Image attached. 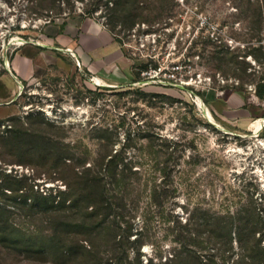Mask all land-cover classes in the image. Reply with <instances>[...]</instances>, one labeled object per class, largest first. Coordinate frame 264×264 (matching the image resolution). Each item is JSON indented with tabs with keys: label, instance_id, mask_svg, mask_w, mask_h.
I'll use <instances>...</instances> for the list:
<instances>
[{
	"label": "rangeland",
	"instance_id": "374dc122",
	"mask_svg": "<svg viewBox=\"0 0 264 264\" xmlns=\"http://www.w3.org/2000/svg\"><path fill=\"white\" fill-rule=\"evenodd\" d=\"M172 2L170 14L129 24L116 20L113 0H0V84L11 92L0 97V135L18 122L9 118L16 115L22 122L31 120L36 130L53 123L70 151L86 148L87 164L106 139L114 149L125 148L140 177L130 239L145 235L139 254L144 263L170 255L171 229L190 214L233 210L245 190L264 191V121L251 125L264 117V99L255 95L254 83L240 78L244 68L251 72L259 66L264 24L258 26L247 0ZM77 14L95 17L116 33L132 63L131 79L117 83L103 77L105 82L97 83L96 74L74 56L56 53L34 77L18 81L10 71L15 49L23 40L41 39L51 22ZM150 149L171 152L166 177L154 169ZM37 155L0 141L6 172L29 175V183L43 192L65 189L61 178H51L37 165ZM154 181H165L157 202L148 194ZM11 207L15 221L26 226L38 221ZM132 245L122 264L137 257ZM1 260L53 264L19 252Z\"/></svg>",
	"mask_w": 264,
	"mask_h": 264
},
{
	"label": "trees",
	"instance_id": "16d2710c",
	"mask_svg": "<svg viewBox=\"0 0 264 264\" xmlns=\"http://www.w3.org/2000/svg\"><path fill=\"white\" fill-rule=\"evenodd\" d=\"M247 3L262 27L264 0ZM173 7L172 0H113L111 8L117 13L116 20L133 24L168 15ZM262 47L261 43L258 50ZM256 60L258 68L251 72L244 68L240 78L242 83H254L255 95L264 99V54ZM9 118L18 122L6 133L1 132L0 141L23 151L34 149L37 165L51 178H61L65 189L55 193L34 189L29 175H12L0 164V264L15 252L25 259L45 258L53 264H122L123 254L128 255L134 243L137 257L129 264H264V191L257 194V186L241 193L240 203L233 210L190 214L185 223L171 229L174 245L170 255L163 261L151 257L144 263L139 254L145 235L130 239L140 198L136 191L140 177L125 148L114 149L113 142L106 139L87 164L86 148L70 151L55 135L53 123L47 121L48 127L36 130L31 120L22 122L16 115ZM30 136L38 137L33 141ZM170 154L159 149H150L148 154L154 169L165 177L171 166ZM162 182L154 181L149 186L151 201L160 200L165 191ZM11 206L25 210L30 219L38 221L27 226L15 221ZM155 250L161 258L162 249Z\"/></svg>",
	"mask_w": 264,
	"mask_h": 264
},
{
	"label": "crops",
	"instance_id": "0c3cea01",
	"mask_svg": "<svg viewBox=\"0 0 264 264\" xmlns=\"http://www.w3.org/2000/svg\"><path fill=\"white\" fill-rule=\"evenodd\" d=\"M40 38L21 43L12 55L10 71L21 83L50 64V57L56 53L71 54L80 66L95 73L102 82L104 77L125 83L133 76L132 63L123 44L95 17L77 14L51 22L40 32ZM0 88V97L10 96L6 85L0 84Z\"/></svg>",
	"mask_w": 264,
	"mask_h": 264
},
{
	"label": "bare ground",
	"instance_id": "6f19581e",
	"mask_svg": "<svg viewBox=\"0 0 264 264\" xmlns=\"http://www.w3.org/2000/svg\"><path fill=\"white\" fill-rule=\"evenodd\" d=\"M18 39H19V38H18ZM19 40L22 41V39H19ZM93 79H94V81L97 82V83H101V82H102V80H101L100 78H98V77H94ZM200 105L203 106V104H201V103H200ZM263 121H264V117L254 120V121L251 123V125L253 126V125L258 124V123H261V122H263Z\"/></svg>",
	"mask_w": 264,
	"mask_h": 264
},
{
	"label": "built area",
	"instance_id": "2783aa9c",
	"mask_svg": "<svg viewBox=\"0 0 264 264\" xmlns=\"http://www.w3.org/2000/svg\"><path fill=\"white\" fill-rule=\"evenodd\" d=\"M25 41H26V40H23V42H25ZM23 42H22V43H23Z\"/></svg>",
	"mask_w": 264,
	"mask_h": 264
}]
</instances>
